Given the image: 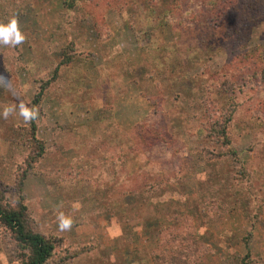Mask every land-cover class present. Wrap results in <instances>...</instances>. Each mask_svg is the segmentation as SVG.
Segmentation results:
<instances>
[{
  "label": "rangeland",
  "instance_id": "rangeland-1",
  "mask_svg": "<svg viewBox=\"0 0 264 264\" xmlns=\"http://www.w3.org/2000/svg\"><path fill=\"white\" fill-rule=\"evenodd\" d=\"M199 3L183 0L174 28L157 23L166 2L0 0L26 37L0 46L14 89L0 87V106H36L43 144L25 167L27 123L0 117V190L13 203L22 178L33 229L60 239L63 264H264V17L215 25ZM228 114L225 147L206 133ZM0 264H18L2 228Z\"/></svg>",
  "mask_w": 264,
  "mask_h": 264
},
{
  "label": "trees",
  "instance_id": "trees-1",
  "mask_svg": "<svg viewBox=\"0 0 264 264\" xmlns=\"http://www.w3.org/2000/svg\"><path fill=\"white\" fill-rule=\"evenodd\" d=\"M87 0H62L64 7L72 8L78 4L86 2ZM147 9L153 8L159 2L170 3L165 9H160V14L157 18V23L160 25H170L174 28L180 27L185 22L183 15L188 13L189 9L186 6H182L183 0H140ZM201 8L197 11L204 18H207L208 22L215 25L229 24L231 18L234 22L241 19H247L248 21H256L264 17V0H199ZM219 9L218 12L215 10ZM214 12L216 15H210ZM207 14V15H206ZM177 25V26H176ZM236 44H238L236 42ZM242 44V42L240 43ZM243 51V50H242ZM228 60L245 59L248 58L247 50L244 52H234L230 50ZM66 56V52L64 53ZM226 60V61H228ZM239 60V61H240ZM64 62V61H62ZM257 63L255 64L256 67ZM56 67L53 70L55 73ZM250 74H253L251 72ZM222 82L225 81V76L222 74ZM48 81H45L41 85L38 91L35 92L32 104L37 103L42 90ZM226 83V81L224 82ZM241 84L238 85V89L241 88ZM230 119V114L226 115L224 122H214L212 126H209L206 135L211 137L215 142L221 146L228 147L230 139L227 135L226 123ZM26 139L28 146L30 147V153L24 158L23 163L25 167H31L41 156L43 152V144L35 136V123H27L25 126ZM229 154H235L234 150H227ZM23 167V168H25ZM24 169H21V174H24ZM22 178L19 177L16 184V197L13 203L6 200L3 192L0 190V228L8 233L10 238L14 241L15 247L18 250V264H63V258L61 252L58 251L60 245V239L53 236H45L33 229L32 222L28 218L26 206L23 201V197L20 194V183ZM239 264H246V260L242 258Z\"/></svg>",
  "mask_w": 264,
  "mask_h": 264
},
{
  "label": "clouds",
  "instance_id": "clouds-1",
  "mask_svg": "<svg viewBox=\"0 0 264 264\" xmlns=\"http://www.w3.org/2000/svg\"><path fill=\"white\" fill-rule=\"evenodd\" d=\"M25 41L26 37L20 29L18 14L14 13L5 19H0V46L16 48ZM0 87L14 93L11 81L3 75H0ZM14 112H18L25 123H31L40 118L39 109L36 106H30V104H21L18 108L11 104L0 106V117L4 119H8ZM56 221L60 231L70 230L73 224L72 218L62 211L57 213Z\"/></svg>",
  "mask_w": 264,
  "mask_h": 264
}]
</instances>
